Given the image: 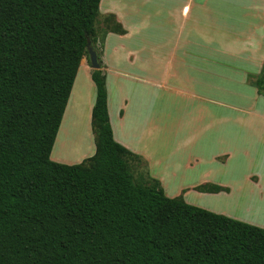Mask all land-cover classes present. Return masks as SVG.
Here are the masks:
<instances>
[{
  "label": "trees",
  "instance_id": "obj_1",
  "mask_svg": "<svg viewBox=\"0 0 264 264\" xmlns=\"http://www.w3.org/2000/svg\"><path fill=\"white\" fill-rule=\"evenodd\" d=\"M101 1L0 0V264H264V227L136 179L140 156L114 137L103 69L91 72L95 153L52 158ZM115 16L106 32L125 33Z\"/></svg>",
  "mask_w": 264,
  "mask_h": 264
},
{
  "label": "crops",
  "instance_id": "obj_2",
  "mask_svg": "<svg viewBox=\"0 0 264 264\" xmlns=\"http://www.w3.org/2000/svg\"><path fill=\"white\" fill-rule=\"evenodd\" d=\"M213 1L216 4L218 0ZM190 2L191 4L183 3L181 18L177 19L180 15L178 12H171L172 22L169 24L168 38L163 34L154 36L153 34L157 33L154 32L148 38V45H146L147 39L137 45L131 43L139 34L131 32L132 25L129 26L126 21L121 20L120 13H114L113 10L118 7L115 3L106 10L113 12L126 30L123 34L108 32L101 39L98 33L96 43L97 46H102V52H99L96 43L94 44L106 75L110 74V68L116 70L114 106L116 124L113 123V100L110 97V86L108 87V107L114 137L123 146L140 156V159H130L132 171L133 168L136 171L133 172L136 179L142 181L151 180L150 177L157 179L169 197L183 195L186 200V197L194 192L213 198L230 197L243 188L252 191L256 185L263 190L264 195V95L259 94L250 76L254 72L259 73L264 64V17L260 18L259 12L246 11L253 16H249L245 23L233 22L236 25L245 24L243 38L240 35L235 38L236 40L224 41L223 47L221 45L220 48L206 49L205 0H190ZM254 7L260 8L258 5ZM200 8H202L201 20ZM191 9L189 27L188 14ZM214 11L218 13V9ZM240 28L236 30L240 31ZM161 37L165 38L164 42ZM170 40L174 42V47L168 43ZM239 41H242V45L238 44ZM193 45H196V49L190 48ZM226 54L232 57L235 68L223 62L222 57ZM87 61L88 57H84L80 67L84 66L91 73L92 67H89ZM75 86L76 79L69 98V101L75 100L72 106L73 112L79 108L88 110L92 122L95 97L91 92L90 95L83 94L82 89L75 95ZM215 93L218 96L217 100L210 98V95ZM179 98H182L180 102L177 101ZM173 100L177 102V111L180 109L185 111L189 107L187 104L190 103L192 110L193 106L200 105L202 113L191 115L192 118L185 115L186 118L173 124L172 120L178 114L172 112ZM211 102L215 103L210 104ZM201 123L200 128L203 126L204 130L203 132L199 130L198 135L202 133L204 135L202 148L196 146L195 152L191 149L185 150V153L191 151L194 155L191 160L188 156H184V159L183 156L175 159V153L182 152L183 147L188 148L192 142L185 128ZM234 132L241 135L233 139ZM248 134L255 135L256 138L253 139ZM209 135H212L213 139L210 143H205ZM172 138L176 139L175 146ZM199 143L201 142L198 141ZM249 145L255 147L256 155L240 157L248 153L245 147ZM228 152L231 156L228 160L216 159V156L223 159L222 153ZM233 153H237L234 155L235 159ZM92 155L90 154L89 157ZM57 156L52 158L56 161L65 158ZM186 159L189 161L188 166L193 176L188 180L186 175L185 182L174 186V178L178 174L172 170L185 167ZM67 161L59 162L71 163ZM240 169H246L244 173L246 182L242 183L245 187L242 184L237 186L238 183L236 184L233 177L232 180L229 178L231 172ZM205 184H216L226 189L219 192L196 191L195 187ZM186 201L193 204L191 201ZM197 206L206 208L203 203ZM211 211L226 214V212ZM226 215L233 217L230 214Z\"/></svg>",
  "mask_w": 264,
  "mask_h": 264
},
{
  "label": "rangeland",
  "instance_id": "obj_3",
  "mask_svg": "<svg viewBox=\"0 0 264 264\" xmlns=\"http://www.w3.org/2000/svg\"><path fill=\"white\" fill-rule=\"evenodd\" d=\"M201 1V0H199ZM115 3L118 7H115L113 10L114 13L121 15V20L126 21L128 25L130 26V30L132 33H138V38L132 40V44L137 45L141 42H144L146 39V45H148L147 42L148 38L150 37V34L157 32L153 34L154 36L157 35H164L168 38V33L170 32L169 24H171V12H178L180 15L177 19L182 17V10L181 7L183 3H190V0H103L100 5V12L98 16V22L96 24L97 31L99 33V38L101 39L104 34H107L105 30V23L104 18H106L108 15L112 14L111 12H108L110 6ZM205 8H204V17H205V48L211 49L214 47L220 48L221 45L223 47L224 41L228 42L229 39L236 40V37H239L240 35L243 38L244 34V26L242 25H236L235 22L238 23H245L249 18V16H253L248 14L246 11L250 12H259V17H264V0H218L215 4L213 0H205ZM255 5L260 6V8L254 7ZM214 6H218V13H215ZM247 8V9H246ZM120 11V12H119ZM220 11V12H219ZM202 15V8H200L199 12V19L201 20ZM191 16H192V9L190 13L188 14V20H189V27L191 26ZM194 16V14H193ZM117 19V16H115ZM196 17V15H195ZM173 19V17H172ZM186 18H184L185 20ZM232 20V21H231ZM166 24L168 25L166 27ZM124 25V24H123ZM172 26V25H171ZM237 26V28L235 27ZM240 28L239 30H236ZM132 28V29H131ZM167 28V31H166ZM249 33V31L247 32ZM149 35V36H148ZM162 42L165 41V38L161 37ZM159 43V42H158ZM168 43L171 45V47H174L175 44L171 40L168 41ZM167 44V43H166ZM166 44L164 46H166ZM238 44L242 45V41H239ZM163 46V47H164ZM94 47V44H93ZM99 52H102V46H97ZM189 47V46H188ZM169 48V47H166ZM191 49H196V45L190 46ZM87 57V56H84ZM83 57V58H84ZM82 58V60H83ZM231 56L226 54L224 57H222L223 62L226 64H229L227 66H231L235 68V64L231 60ZM81 60V63H82ZM88 64L89 67H92L89 63L90 60L88 58ZM100 69H103L101 66ZM114 68H110V74L107 73L108 79H107V86L109 87V91L111 94V98L113 100V123L116 124V70H112ZM93 70V68H91ZM185 70V68L183 69ZM194 71V70H193ZM251 82L256 85V79L260 77L264 80V64L262 65V68L260 69L259 73L254 72V74L250 75ZM258 88V87H257ZM82 89L83 94H88L95 97V86L94 82L91 78L90 71H87L84 66L80 67L77 77H76V86L74 94H77V91ZM251 89V88H249ZM258 91L261 93V90L258 88ZM264 95V94H262ZM209 95H206L208 97ZM210 98L217 100L218 96L217 93L214 95H210ZM175 99V98H174ZM182 98H179L177 101L180 102ZM73 101H69V104L67 105L64 118L62 120V124L60 127V130L58 132L55 145L52 152V157L56 158V156H64L65 158L63 160H68L67 162L71 163H78L86 158L89 157V155L93 154L95 151V133L92 129V122H91V115L89 114V111L86 109H75L73 112ZM215 102H211L210 104H213ZM189 107L183 110H178L177 102L172 101L171 102V109L173 114L176 113L177 115L174 116L175 119L172 120L173 124H176L178 121H180L183 118L191 117V115H195L201 112V106H193L192 110V104H187ZM186 115V117H185ZM194 122V121H193ZM195 123V122H194ZM201 124H196L193 126H187L185 130L188 133V138L190 141L189 147L185 148L183 147L182 152L175 153V159L177 157L188 156L191 160L194 156L191 151H188L185 153V150H192L195 152V148H202L203 146V133L199 136L198 131L201 130L203 132L204 128H200ZM174 127V126H173ZM184 135V134H183ZM239 133H233L232 138L235 139L237 136H240ZM249 137H252L255 139V135L248 134ZM201 137V139H198ZM213 139L212 135H209L205 139V143H210ZM173 140V138H172ZM175 138H174V146H175ZM198 141L201 142L198 144ZM170 143V140H169ZM253 145V143H252ZM225 149V148H223ZM226 150V149H225ZM248 150V153H246L244 156L240 155V157L245 158L247 155L249 156H255V147L246 146L245 151ZM227 151V150H226ZM231 153V152H230ZM205 154V151H204ZM224 154L223 159H219L216 156V159L219 161L228 160L231 156L228 153H222ZM240 154V153H238ZM234 155H237V153H233V158L235 159ZM57 156V157H58ZM232 158V159H233ZM59 160V161H63ZM188 159L185 161V167L179 168L178 170H172V172H176L178 176L174 178L175 184L180 185L183 182H185V176L187 175V179L191 178L193 174L190 172L191 169L188 166ZM208 165V164H207ZM245 171L246 169H240L236 172H231L229 174V178L236 181L237 186H240L242 183H245ZM133 172L136 173L135 169L133 168ZM190 172V173H189ZM182 175V176H180ZM171 178V177H169ZM150 179H155L150 177ZM150 181V180H148ZM243 185V184H242ZM199 186L195 187L196 191L206 192L201 189H198ZM245 187V185H243ZM258 185H256L255 189L252 191H247L245 188H243L242 191L239 193H234L232 196H221L217 198L213 197H207V196H201L197 193H192L189 197H186V200L191 201V203L197 205H200L203 203V205L209 209V210H216L218 212H226V214H230L235 218H238L242 221L264 227V195L262 194V189L257 188ZM226 189V188H224ZM181 196V195H180ZM183 197V195L181 196ZM184 198V197H183Z\"/></svg>",
  "mask_w": 264,
  "mask_h": 264
},
{
  "label": "water",
  "instance_id": "obj_4",
  "mask_svg": "<svg viewBox=\"0 0 264 264\" xmlns=\"http://www.w3.org/2000/svg\"><path fill=\"white\" fill-rule=\"evenodd\" d=\"M88 51H89V60L93 69H100L101 63L99 61V55L96 49L91 44V41L88 43Z\"/></svg>",
  "mask_w": 264,
  "mask_h": 264
}]
</instances>
